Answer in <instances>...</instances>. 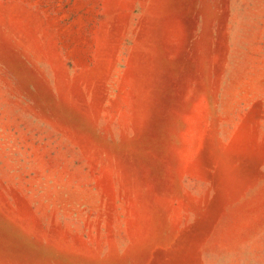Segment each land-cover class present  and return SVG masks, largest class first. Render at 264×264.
<instances>
[{
    "label": "rangeland",
    "instance_id": "374dc122",
    "mask_svg": "<svg viewBox=\"0 0 264 264\" xmlns=\"http://www.w3.org/2000/svg\"><path fill=\"white\" fill-rule=\"evenodd\" d=\"M0 264H264V0H0Z\"/></svg>",
    "mask_w": 264,
    "mask_h": 264
}]
</instances>
